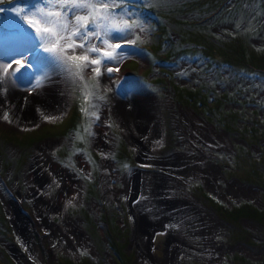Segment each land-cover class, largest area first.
<instances>
[{
  "label": "rangeland",
  "instance_id": "rangeland-1",
  "mask_svg": "<svg viewBox=\"0 0 264 264\" xmlns=\"http://www.w3.org/2000/svg\"><path fill=\"white\" fill-rule=\"evenodd\" d=\"M43 1L24 3L22 0H0V9H3L0 11V64L8 72L10 64H18L19 67L22 65L17 89L37 90L41 87L40 74L43 67L38 60L40 53L54 62L65 82L63 110L59 115H52L34 125L0 119V129L6 132L0 135V204L19 239L12 241L0 221V260L13 264L7 255L10 253L17 264H60L57 259L61 257L76 262L87 257L115 264L111 239L125 230L129 231V237L128 240L120 238L123 250L138 264H233L230 257L236 251L252 261L260 258L263 261L264 243L258 240L263 235L262 226L253 220L242 221L258 243L242 240L239 236L230 237L229 229L232 226L229 221L217 215L211 201L203 198L202 191L199 190L201 186L204 191L220 198L229 206L243 199L259 205L261 203L257 189L240 181L234 174L223 173L214 153L230 156L234 151L230 134L222 124L221 128L217 127L211 115L213 111H195L187 102L185 105L181 100L177 101L174 89L176 85L198 87L203 80H209L214 75V70L204 68L205 60L200 57L195 60L180 57L167 61V58L151 54L161 46L157 45V49L150 50V45L157 40L156 26H151L156 21L147 14H139L138 8H119L104 19L93 18L95 21L92 24L83 27L86 20H81L90 13L89 10L100 8L97 0L94 3L92 0H76L77 3H87L91 7L71 8L67 14L66 9L60 11L66 0H45V10L39 8ZM126 1L128 0L118 2L115 7ZM153 1L156 5H164L177 0ZM131 2L137 3L135 0ZM257 5L260 6L259 3ZM55 11L56 14L52 13ZM101 12L104 13L105 10ZM209 23L211 28L206 33L220 35L232 30L234 26L227 20ZM169 26V33L176 38L174 31L177 28ZM86 29H91L87 37L79 35ZM165 37L167 38V33ZM256 38L258 37L255 36L254 41L257 42ZM93 48L96 51H92ZM168 48L169 46L161 53ZM210 48L218 49L213 45ZM93 60H98L99 63H92ZM249 71L253 73L254 70ZM6 78L8 77L0 74V96L9 105L7 97H12L16 92L7 95ZM17 83L18 81L12 85ZM117 97L113 105L112 101ZM146 97L151 102L160 104L159 119L162 124L157 130L158 144L150 148L156 152L155 155L145 151L143 140L138 139L135 144L129 139L114 113L115 109L121 107L124 98L134 101L145 100ZM103 109L107 112L105 124L101 125L104 132L95 141V130ZM71 116L74 118V126L67 120ZM184 118L195 119L214 143L201 141L202 143L197 142L189 147V124ZM48 119L54 121L46 122ZM43 127H49L58 133L51 129L45 132ZM48 142L53 143L52 154L55 161L71 170L82 181L78 185L79 196L64 201L67 204V214L75 224L74 230L81 227L88 237L86 245L79 243L74 237L66 239L50 236L49 230L35 211V199L42 193L48 198L62 195L57 189V178L55 182L45 185L44 189L38 184L41 175L36 171L40 168L49 172L50 169L41 157L35 158L34 155L43 154L41 148ZM195 146L203 153L202 158L197 160L188 157L186 162L193 165L195 161L200 170L198 174H188L181 180L173 171H163L167 159L181 152L193 153ZM103 164L108 166L105 171ZM244 166L245 163H239V175L244 174L241 169ZM110 171L111 181L105 189L101 179L103 172ZM135 171L139 172H136L138 176L147 178L151 173H165L168 176H154L164 183L169 180L163 179L170 178H174L170 181L175 184L180 182L182 191L189 194L184 203V207L188 206V209H180L186 215L173 216L164 223L156 220L155 211L148 205V193L145 190L138 191L139 182L130 180L131 174H136ZM74 190L73 187L69 193L73 195ZM9 196L20 203V208L8 199ZM145 204V212L150 215L148 223L138 213V207ZM46 207L49 209V206ZM8 211L19 212L31 220L32 242L16 230L24 227L19 223L14 225ZM126 213L129 214L126 218L127 225L122 220ZM49 214L54 223L67 224L60 213Z\"/></svg>",
  "mask_w": 264,
  "mask_h": 264
},
{
  "label": "trees",
  "instance_id": "trees-1",
  "mask_svg": "<svg viewBox=\"0 0 264 264\" xmlns=\"http://www.w3.org/2000/svg\"><path fill=\"white\" fill-rule=\"evenodd\" d=\"M22 1L32 3L35 0ZM135 1L137 3L132 4L131 0H128L118 7H100L98 10L91 8L90 13L81 20H86L83 27L92 24L95 21L93 18L104 19L119 8H138L139 14H147L156 21L151 26H156L157 40L150 45V50L157 49V45L161 46L151 54L155 57L167 58V61L177 60L180 57L188 60L200 57L205 60L204 68L214 70V75L209 80H203L198 87L185 88L176 85L174 89L177 101L181 100L185 105L187 102L195 111H213L211 115L217 127L221 128L222 124L226 132L230 134L234 151L230 156L214 153L219 159L223 173L234 174L240 181L259 188L262 203L258 205L243 199L229 206L226 202L204 191L201 186L199 190L202 191L203 198L211 201L217 215L229 221L232 226L229 229L230 237L239 236L240 239L249 242L264 243V0H177L164 5L163 3L156 5L153 0ZM94 2L92 0V3ZM73 3L77 1H64L60 11L66 9L67 14ZM43 5L45 0L39 5L40 9L45 10ZM102 10L105 12L102 13ZM52 13L56 14V11ZM226 20L234 25L232 30H228L223 35L214 32L206 33L211 28L210 21L220 23ZM169 25L177 28V31H174L177 34L176 38L169 33ZM255 36L258 37L257 42L254 41ZM210 45L218 49L213 50ZM167 46H169L167 51L161 53ZM157 62L160 63L158 59ZM249 70L254 71L251 73ZM207 111L204 112L207 114ZM67 120L74 126L72 116ZM50 129L42 128L46 130L45 132ZM53 132L58 133L55 130ZM5 133L0 129V135ZM93 154L96 155L95 152ZM239 163H245V166L241 168L244 170L243 175L238 174ZM0 216L6 235L12 241L17 240L12 226L8 223V216L1 209V204ZM247 219L262 226L263 235L258 238L259 241L253 239L251 231L243 224L242 221ZM114 244L120 245L117 240ZM111 248L118 264H122V261L125 264H135L130 255L123 250L113 246ZM7 255L11 263L17 264L9 253ZM120 255L124 258L120 259ZM235 255L239 257L238 253ZM240 260L248 264L264 263V257L263 261L261 259L252 261L246 257ZM61 261V264H80V262L81 264H108L104 260L91 261L87 257L77 262L61 257ZM0 264L8 263L0 260Z\"/></svg>",
  "mask_w": 264,
  "mask_h": 264
},
{
  "label": "bare ground",
  "instance_id": "bare-ground-1",
  "mask_svg": "<svg viewBox=\"0 0 264 264\" xmlns=\"http://www.w3.org/2000/svg\"><path fill=\"white\" fill-rule=\"evenodd\" d=\"M38 60L39 64L43 67L41 68L43 69V72L40 74V80L42 84L41 87L37 90L21 88L17 89V87H19L20 85L19 77L21 68H23L22 65H20V68L18 64L12 63L10 64V71L8 72L5 71L6 67L0 64V74L8 77L6 78L7 95L16 92L12 97H7L9 100V105L4 103L0 96V111L3 115H7V120L10 122L17 124L34 125L44 121L46 118H49L52 115H59L63 110L62 106L65 82L61 77L59 69L54 65V62L49 57H45L41 53L38 56ZM17 81V85H12ZM117 99L118 97L113 99V105L115 104V101H117ZM130 100L131 99H129L128 101L127 98H124L121 107L115 109L114 113H116L117 119L120 121L121 126L126 130L129 139L134 143L138 139L143 140L145 151L149 154L155 155L156 152L150 148L155 147L158 144L157 130L162 124L159 119L160 104L157 102H151V99L148 97H146L145 100H131V102ZM106 114V109H103L95 130L97 132L95 141H97L98 135L103 131L101 125L105 124ZM184 120L189 124L188 140L191 142V144H189V147H193L194 143L197 142L202 143L201 141H205L208 144L214 143L213 139L200 128L195 119V121L189 118H184ZM50 121L54 120L48 119V121L46 122ZM94 144L96 145L95 142ZM52 145L53 143L48 142L44 147L41 148V152L43 151V154L39 155V153H36L34 155L35 158L41 157L43 159L42 161L47 167L49 166L50 169L49 172L42 171V169L40 168L36 171V173L41 175L40 179L38 180V184L40 188L44 189L45 185H48L49 182H55L57 178L59 180V182L57 183V189L60 191V193L62 192V195L56 198H48L42 193L41 196L35 199V211L37 213V216H40L43 225L47 228V230H49L50 236H57L66 239H68L69 237H74L79 241V243L86 245L88 237L81 227L80 229L74 230L75 224L71 222V218L67 214V204L66 201H64L67 200V198L79 196L78 185H80V182L82 183V181H79V179L71 170L62 167L55 161L52 154L54 151L52 150ZM137 147L140 151L139 145H137ZM195 147L193 148V151L196 154L194 152L193 154L187 151H180L181 153H179V155L175 157L169 159L164 158L167 159V164L165 168H162L163 171L165 173L173 171V173L181 180H184L188 176V174H198L200 170L197 169V163L195 165L194 161L193 165H188L186 162L188 157L197 160H200L202 158L203 153L198 147ZM107 167L108 166L106 164H103L104 171ZM136 172L137 171H135V173ZM137 173L134 174L133 172L131 174L130 180H132V182H139L138 191L145 190L148 193V205L151 206V208L155 211L156 220L164 223L166 220H169L173 216L184 217L186 215V212L180 209H188V206L184 207V203L185 197L189 194H187L185 190L182 191V184L180 182H177L175 184L173 181H170L174 178H170L163 179L169 180L167 183H164L161 182V179H157L154 176L155 174L156 176H165V173H151L152 175H149L148 178L145 176H138ZM111 174L112 171L107 173L103 172L101 183L105 189L111 181ZM166 176H168V174ZM129 185H131V183ZM73 187L75 188V190L73 195H71L69 192ZM31 194H33V191L31 192ZM36 197L37 196H35V198ZM61 197H63L64 199H62ZM8 199L14 201V203L18 205V208H20V203L16 199L11 198L10 196L8 197ZM46 205L49 206V209L46 207ZM146 207V204L142 207H138V213L140 218L145 217L146 223H148V217L150 218V215L149 213L146 214ZM52 212L60 213V216L68 225L64 223H54L50 219L49 214ZM8 213V215L11 216L10 219H12L13 223H15L14 225L19 223L21 227H24L21 229L16 228V230L22 236H24L25 239L29 238L32 242L33 228L31 220H29L25 215H21V213L19 212V214L15 211L14 213L8 211ZM68 229H70L71 232Z\"/></svg>",
  "mask_w": 264,
  "mask_h": 264
},
{
  "label": "flooded vegetation",
  "instance_id": "flooded-vegetation-1",
  "mask_svg": "<svg viewBox=\"0 0 264 264\" xmlns=\"http://www.w3.org/2000/svg\"><path fill=\"white\" fill-rule=\"evenodd\" d=\"M137 163H139L138 161H137ZM147 171H149V170H147ZM97 180V179H96ZM248 185H250L251 187H254L255 189H257V192L259 193V188H257L256 186H254V185H252V184H249V183H247ZM204 189V188H203ZM218 198V197H217ZM218 199H220V198H218ZM261 199V198H260ZM206 200H208V199H206ZM221 200V199H220ZM209 201V200H208ZM223 201V200H222ZM261 201V200H260ZM210 202V201H209ZM225 202V201H224ZM262 203V202H261ZM261 203H260V205H261ZM259 205V204H258ZM212 207V206H211ZM84 214H85V212H84ZM127 217H129V214L128 213H126V216L125 215H123L122 216V220H123V222L125 223V225H127V220H126V218ZM119 228V227H118ZM120 236V237H119ZM128 237H129V231L128 232H126L125 230H123V231H120L119 232V235H118V237H116V236H114L112 239H111V241H113V244L115 243V240H117L119 243H120V245H117V244H114L113 245V247L114 248H119L120 247V249L121 250H123V243H121L120 242V238H122V239H124V240H128ZM16 239H17V241H19V239H18V237H17V235H16ZM11 245H13L12 243H10ZM124 251V250H123ZM127 255H130V254H128L126 251H124ZM235 253H238V255H239V257H237V255H235ZM235 253H233L232 254V256L230 257V261L233 263V264H243V260H240L241 258H243V257H246V258H248L247 256H245L243 253H240V252H238V251H236ZM10 254V253H9ZM114 254V253H113ZM12 255V254H11ZM13 256V255H12ZM14 257V256H13ZM124 257H123V255H120V259H123ZM90 259V258H89ZM248 259H250V258H248ZM260 259H262V258H260ZM259 259V260H260ZM58 261H60V264L62 263V261H61V258L60 259H57ZM80 260V259H79ZM133 260V259H132ZM91 261H95V260H92L91 259ZM97 261H99V260H97ZM114 262H115V264H118L117 262H116V260L114 259ZM133 262L135 263V264H138V263H136L134 260H133ZM122 264H125V262H121Z\"/></svg>",
  "mask_w": 264,
  "mask_h": 264
},
{
  "label": "snow or ice",
  "instance_id": "snow-or-ice-1",
  "mask_svg": "<svg viewBox=\"0 0 264 264\" xmlns=\"http://www.w3.org/2000/svg\"><path fill=\"white\" fill-rule=\"evenodd\" d=\"M118 2H124V0H111V2H110V0H97V6L98 7H115ZM62 7H63V5H62ZM71 7L77 8V9H84V8L90 7V5L87 3H73L71 5ZM0 11H3V9H0ZM49 14H51V13H49ZM17 15H19V13H17ZM74 15H75V13H74ZM117 30H121V29H117ZM46 31H47V29H46ZM89 31H91V29H86L83 33H79V35H81L83 37H87ZM80 46L83 47L82 44ZM117 47H119V45H117ZM92 51H96V49L93 48ZM84 58L87 59L86 56ZM91 62L92 63H99L98 60H93ZM0 119L7 120L8 117H7V115L0 114Z\"/></svg>",
  "mask_w": 264,
  "mask_h": 264
},
{
  "label": "water",
  "instance_id": "water-1",
  "mask_svg": "<svg viewBox=\"0 0 264 264\" xmlns=\"http://www.w3.org/2000/svg\"><path fill=\"white\" fill-rule=\"evenodd\" d=\"M225 133V132H224ZM219 169H221L220 167H219ZM13 257V256H12Z\"/></svg>",
  "mask_w": 264,
  "mask_h": 264
},
{
  "label": "crops",
  "instance_id": "crops-1",
  "mask_svg": "<svg viewBox=\"0 0 264 264\" xmlns=\"http://www.w3.org/2000/svg\"><path fill=\"white\" fill-rule=\"evenodd\" d=\"M221 168V167H220Z\"/></svg>",
  "mask_w": 264,
  "mask_h": 264
}]
</instances>
